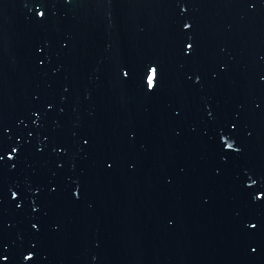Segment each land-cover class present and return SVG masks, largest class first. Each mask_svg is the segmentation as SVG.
<instances>
[{"label": "water", "instance_id": "1", "mask_svg": "<svg viewBox=\"0 0 264 264\" xmlns=\"http://www.w3.org/2000/svg\"><path fill=\"white\" fill-rule=\"evenodd\" d=\"M0 264H264V0H0Z\"/></svg>", "mask_w": 264, "mask_h": 264}, {"label": "snow or ice", "instance_id": "2", "mask_svg": "<svg viewBox=\"0 0 264 264\" xmlns=\"http://www.w3.org/2000/svg\"><path fill=\"white\" fill-rule=\"evenodd\" d=\"M40 16H43L44 13L41 12L39 13ZM185 27H188V25H185ZM189 48H191V45H188ZM125 75H127V73H125ZM159 75L157 74V68L156 67H151L150 71L147 72V76H146V81H147V85L151 88H155L156 86V82L158 80ZM227 147L229 149H231L233 147L232 144H228Z\"/></svg>", "mask_w": 264, "mask_h": 264}]
</instances>
